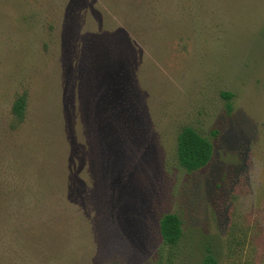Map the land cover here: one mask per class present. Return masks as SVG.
<instances>
[{"label": "rangeland", "instance_id": "1", "mask_svg": "<svg viewBox=\"0 0 264 264\" xmlns=\"http://www.w3.org/2000/svg\"><path fill=\"white\" fill-rule=\"evenodd\" d=\"M186 126L214 147L195 172ZM208 254L264 264V0H0V264Z\"/></svg>", "mask_w": 264, "mask_h": 264}, {"label": "trees", "instance_id": "2", "mask_svg": "<svg viewBox=\"0 0 264 264\" xmlns=\"http://www.w3.org/2000/svg\"><path fill=\"white\" fill-rule=\"evenodd\" d=\"M27 93L18 95L12 105L13 122L11 128H16L24 121L27 107ZM228 100L233 97L231 93H224ZM231 109V104H227ZM214 147L212 142L200 135L193 127H183L177 137V160L187 172H195L206 167L212 159ZM160 233L163 242L171 248L179 245L183 237L182 221L177 214H165L160 221ZM202 264H218L217 259L208 254Z\"/></svg>", "mask_w": 264, "mask_h": 264}]
</instances>
